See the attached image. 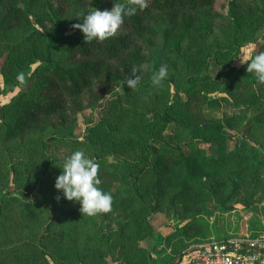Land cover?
Listing matches in <instances>:
<instances>
[{
	"label": "trees",
	"instance_id": "16d2710c",
	"mask_svg": "<svg viewBox=\"0 0 264 264\" xmlns=\"http://www.w3.org/2000/svg\"><path fill=\"white\" fill-rule=\"evenodd\" d=\"M218 2L147 0V7L126 17L116 35L85 43L83 33L72 27L83 22L76 15L82 11L86 14L90 8L110 10L114 0H0V43L8 52L2 72L15 81L18 74H23L19 93L11 102L0 105V144L26 138L44 120L53 124L56 115L62 117L65 113L76 119L92 105L106 100L115 93L117 80H124L133 66L141 69L144 65L140 45L150 53L154 71L161 65L175 68L179 59L185 62L195 55L197 61H204L207 55L192 40L191 28L197 14L214 19L213 9ZM249 13L243 14L232 6L229 15L240 27L252 18ZM184 40L189 42L180 51ZM260 51H264V44ZM231 90L238 100L236 105L256 109V123L264 125V98L253 81L237 77L231 82ZM125 95V100L118 95L113 103L115 122L108 118L96 123L89 128L86 140L75 142L94 151L92 156L100 165V187L109 192L112 184H119L112 194L111 208L125 218V223L119 231L112 230L113 236L131 238L153 232L149 218L135 211L138 204L146 205L138 184V178L146 172L155 175L154 206H159L158 201L167 191L175 190L172 203L181 205L184 213H198L209 198L220 193L229 191L232 196L243 185H262V152L245 142L233 150L226 144L225 128L233 129L244 121V111L226 116L223 121L208 119L203 113L210 101L207 94L190 86L186 88V99L168 100L147 118L125 104L133 95L131 89ZM171 123L177 124V130L189 139L186 152L165 138L164 132ZM212 145L216 146V153H210L208 148ZM113 154L116 161L111 162L108 158ZM42 161L47 166L52 161L62 164L63 159L51 160L46 156ZM25 170L28 171L27 165ZM26 180L30 182L28 175ZM31 191L30 183L28 193ZM62 201L75 202L65 199L63 194ZM14 202L19 204L20 219L24 222L37 220L43 213L39 202L22 200L16 195L4 197L0 190L1 231L7 229L8 223V218H2L3 210ZM189 223L194 226L197 221ZM17 254L14 257L19 260ZM7 263V259L0 260V264ZM123 264L160 263L146 248L136 246L127 252Z\"/></svg>",
	"mask_w": 264,
	"mask_h": 264
},
{
	"label": "rangeland",
	"instance_id": "374dc122",
	"mask_svg": "<svg viewBox=\"0 0 264 264\" xmlns=\"http://www.w3.org/2000/svg\"><path fill=\"white\" fill-rule=\"evenodd\" d=\"M232 6L243 14L250 12L252 18L237 27L229 15ZM213 13L214 19L197 14L191 28V38L203 48L206 59L197 61L198 55L185 62L179 59L177 67L167 68L168 76L159 87L151 83L154 63L150 53L140 45L145 58L139 72L140 84L146 85V88L139 84L131 91L133 95L125 104L131 111L137 110L150 118L168 100L186 99V88L191 86L207 94L210 101L203 113L208 119L223 121L226 116L244 111V121L233 129L225 128L228 136L226 144L230 150L245 142L258 148L264 156V125L257 124L255 120L259 112L247 105L237 106L238 100L231 90V82L243 77L252 80L257 92L264 98V84H258L255 77L246 71L250 61L242 62L260 52L264 44V2L219 0ZM187 42L184 40L180 45V51L187 47ZM7 54V49L0 43L1 106L11 102L22 86L21 82L2 72ZM128 90L130 88L125 84V79H119L115 93L92 105L78 118L65 113L62 117L56 115L51 121L53 124L44 120L26 138L0 144L2 195L37 201L43 210L37 220L30 222L20 219V207L16 202L3 210L2 218H8V223L6 230H0V260L7 259V264H123L127 252L140 246L154 254L160 264H187L188 259H184V256L189 251L213 240L264 235V168L260 174V187L243 185L240 192L232 196L229 191L220 193L209 198L198 213H184L181 205L174 206L172 196L175 190L167 191L162 201H158L159 206H154L157 204V194L152 185L155 175L152 172L144 173L138 178V184L146 207L138 204L135 211L149 218L153 232L131 238H122L117 234L113 236L115 232L112 230L119 231L125 218L113 213L112 208L107 213L88 216L81 213L78 203L62 201V192L54 187L55 178L62 171L59 167L61 164L52 161L46 166L42 159L46 156L51 160L64 159L75 150H83L94 159L92 149L77 146L75 142L86 140L91 126L108 118L110 120L113 103L119 98L118 95L125 100ZM111 121L115 122L116 118L113 117ZM164 136L169 142L180 145L185 152L188 149L186 144L189 139L177 130V124H169ZM200 145L206 147L204 143ZM208 149L210 153L217 150L215 145ZM108 160L114 162L116 156L109 155ZM26 165L28 171L25 170ZM26 175L30 182L26 180ZM30 183L32 191L28 193ZM118 188L116 182L110 186L109 192L113 194ZM191 220H196L197 224L190 226ZM16 253L19 260L14 257Z\"/></svg>",
	"mask_w": 264,
	"mask_h": 264
},
{
	"label": "clouds",
	"instance_id": "9594fccd",
	"mask_svg": "<svg viewBox=\"0 0 264 264\" xmlns=\"http://www.w3.org/2000/svg\"><path fill=\"white\" fill-rule=\"evenodd\" d=\"M146 7L147 0H114L110 10L90 8L86 14L84 11L77 14L76 17H82L83 22L72 27L83 33L85 43H91L93 40L104 41L116 35L126 17H132ZM242 62H248L246 71L255 77L258 84H264V51ZM139 72L140 69L133 66L125 78V84L131 91L141 82ZM167 76V66L161 65L151 75L152 85L161 86ZM17 80L23 83L22 73L17 75ZM59 167L62 171L55 178L54 187L62 192L65 199L79 202L83 215L94 216L110 211L113 197L110 192L100 187L102 181L98 175L100 165L97 161L86 155L83 150H75L64 157Z\"/></svg>",
	"mask_w": 264,
	"mask_h": 264
},
{
	"label": "built area",
	"instance_id": "2783aa9c",
	"mask_svg": "<svg viewBox=\"0 0 264 264\" xmlns=\"http://www.w3.org/2000/svg\"><path fill=\"white\" fill-rule=\"evenodd\" d=\"M187 264H264V235L213 240L189 251Z\"/></svg>",
	"mask_w": 264,
	"mask_h": 264
}]
</instances>
